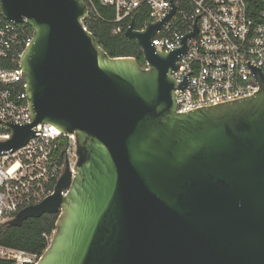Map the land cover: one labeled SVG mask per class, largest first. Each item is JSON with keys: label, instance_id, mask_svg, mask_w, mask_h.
<instances>
[{"label": "water", "instance_id": "water-1", "mask_svg": "<svg viewBox=\"0 0 264 264\" xmlns=\"http://www.w3.org/2000/svg\"><path fill=\"white\" fill-rule=\"evenodd\" d=\"M169 4L157 23L136 31L134 17L124 32L144 68L104 52L83 0H0L6 21L33 31L20 58L32 122L10 124L0 153L39 124L76 138L74 173L65 157L53 194L6 225L57 214L37 264H264V75L248 62L252 96L177 113L171 73L198 30L195 19L181 47L158 53Z\"/></svg>", "mask_w": 264, "mask_h": 264}, {"label": "built area", "instance_id": "built-area-1", "mask_svg": "<svg viewBox=\"0 0 264 264\" xmlns=\"http://www.w3.org/2000/svg\"><path fill=\"white\" fill-rule=\"evenodd\" d=\"M96 1L114 10L113 22L119 24L113 32L115 35L121 33L125 23L128 28L141 8L147 17L141 28L135 27L136 31L157 23L171 9L170 0ZM87 2L89 17L96 10L93 0ZM172 5L174 13L151 40L158 53L181 47L180 38L192 32L195 19L198 30L186 39L187 51L177 57L178 68L171 73L176 83V112L252 96L258 84L247 63L264 75V0H172ZM32 38L33 31L25 22L6 21L0 12L1 142L10 139V124L24 126L32 122L20 68V58ZM185 74H188V88L178 92L176 89ZM33 130L34 137L23 147L0 153V228H5L21 210L53 194L65 169V157L74 173L75 136L64 134L51 124H39ZM52 235L44 237L50 242ZM40 257L0 246V260L12 264H37Z\"/></svg>", "mask_w": 264, "mask_h": 264}, {"label": "trees", "instance_id": "trees-1", "mask_svg": "<svg viewBox=\"0 0 264 264\" xmlns=\"http://www.w3.org/2000/svg\"><path fill=\"white\" fill-rule=\"evenodd\" d=\"M90 9L87 0H83ZM96 14H89L86 28L94 35L99 46L109 57H133L141 67L145 66L141 49L134 40L124 36L127 23L123 25L121 33L114 34L119 24L114 23V10L100 5L93 0ZM147 14L144 8L136 11L135 27L141 28ZM57 214H45L38 219L30 218L18 227L0 228V246L22 250L30 254L42 255L48 246L49 240L44 237L51 236L55 231ZM0 264H12L0 260Z\"/></svg>", "mask_w": 264, "mask_h": 264}]
</instances>
